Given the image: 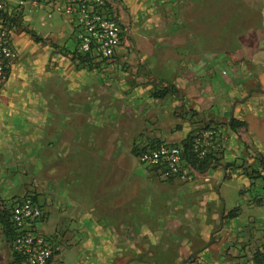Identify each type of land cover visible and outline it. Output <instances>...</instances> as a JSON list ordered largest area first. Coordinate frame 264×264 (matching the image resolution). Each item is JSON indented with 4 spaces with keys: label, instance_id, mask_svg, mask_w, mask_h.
<instances>
[{
    "label": "rangeland",
    "instance_id": "rangeland-1",
    "mask_svg": "<svg viewBox=\"0 0 264 264\" xmlns=\"http://www.w3.org/2000/svg\"><path fill=\"white\" fill-rule=\"evenodd\" d=\"M141 1L146 2L141 3V9L128 6L119 12L123 41L118 55L110 60L92 57V71L77 70L76 63L64 57L79 53L71 18H48V12L42 9L29 13L24 28L44 43H36L22 28H16L18 58L13 63L10 87L0 103V201L10 204L30 195L46 205L53 183L56 187L59 184L63 192L70 178H56L58 152L51 147V131L52 126H67L76 115H85L81 123L84 127L75 130L76 137L88 135L96 143L106 142L107 156L120 150L123 162L135 164L144 172L132 156V149L172 134V118L184 113L177 90L169 93L172 84L188 86L198 81L194 64H200V56L203 67L209 68L210 59L221 50L236 47L238 37L258 17L256 0ZM113 12L106 10L112 16ZM209 72L204 69L203 81L210 79ZM162 90L167 92L164 99L168 98L156 101L163 99H154L153 92ZM178 101V107L169 111ZM156 112L159 119H155ZM212 135L206 133L198 140L203 145L211 144L206 152H212L216 159L208 171L220 174L216 177L221 198L217 210L199 206L193 199L184 207L166 205L168 218L148 221L156 228H166L163 235H153L162 238L159 244L164 249L157 245L151 251H124L122 260L118 252H110L104 259L99 251L92 262L253 264L255 253L264 256V198L260 201L257 197H264V192L252 173L258 171L253 152L226 127L217 128ZM160 142L182 143L166 139ZM147 173L150 179L162 183L157 175ZM206 173L196 172L192 181L177 187L204 179ZM176 191H171L172 197ZM155 208L159 210L157 205ZM234 208L237 217L229 219L227 214ZM40 227L38 232L51 244L53 264H59L57 256L64 241L52 238L57 231L53 227L50 232ZM67 232L62 237L69 243ZM3 249L8 256L10 251L2 244Z\"/></svg>",
    "mask_w": 264,
    "mask_h": 264
},
{
    "label": "crops",
    "instance_id": "crops-1",
    "mask_svg": "<svg viewBox=\"0 0 264 264\" xmlns=\"http://www.w3.org/2000/svg\"><path fill=\"white\" fill-rule=\"evenodd\" d=\"M106 1L110 2L111 10L120 11L128 6L135 10L143 7L141 3L146 5L141 0ZM256 1L257 22L246 27L236 40V47L221 50L210 59L209 68L203 67L200 56V64H194L195 77H200L198 81L188 86L172 84L182 99L184 113L172 118V134L158 136V141L182 142L203 123L227 124L233 118L246 124L245 131L236 133L242 144L264 155V0ZM204 69L210 70L209 80L203 81ZM167 98L156 101L164 102ZM178 105L179 101L175 102L169 111L173 112ZM76 116L67 126H52L51 131V147L58 152L56 178L66 176L69 182L63 192L59 191V184L56 187L53 183L49 198L46 196L48 202L40 203L44 211L40 228L50 232L53 227L57 231L52 238L64 241L62 252L57 256L59 264H101L98 260L91 261L99 251L103 252L104 259L110 252H118V259L122 260L124 251H151L157 245L164 249L159 244L162 238L153 235H163L166 228H156L148 221L168 218L165 214L168 205L183 204L184 207L193 199L199 206L204 204L214 212L217 210L221 199L220 182L216 180L219 173L208 171L204 179L181 188L177 187L180 184L177 181L158 183L148 177V170L141 172L135 164L123 162L120 150L115 149L107 156L106 142L96 143L88 135L76 137L75 130L84 127L81 123L85 115ZM155 119H159L157 112ZM176 189L172 197L171 191ZM65 231H68L65 235L71 236L69 243L62 237Z\"/></svg>",
    "mask_w": 264,
    "mask_h": 264
},
{
    "label": "built area",
    "instance_id": "built-area-1",
    "mask_svg": "<svg viewBox=\"0 0 264 264\" xmlns=\"http://www.w3.org/2000/svg\"><path fill=\"white\" fill-rule=\"evenodd\" d=\"M40 9L48 12V18L63 15L73 20L81 55L110 60L121 49L123 40L119 23L115 15L106 13L104 0H0V12L4 14L0 18V103L10 81L13 63L18 58L14 41L16 25H24L28 14ZM210 146L197 140L194 150L202 158ZM136 159L161 181L188 183L196 174L185 162L178 145H147ZM4 205L9 208V218L17 232L13 249L22 257L21 264H53L51 244L38 232L44 218L40 203L27 195Z\"/></svg>",
    "mask_w": 264,
    "mask_h": 264
},
{
    "label": "trees",
    "instance_id": "trees-1",
    "mask_svg": "<svg viewBox=\"0 0 264 264\" xmlns=\"http://www.w3.org/2000/svg\"><path fill=\"white\" fill-rule=\"evenodd\" d=\"M111 1V0H110ZM108 2V3H107ZM105 7L107 9H111L110 2L104 0ZM115 11L114 15L116 19L119 17L120 10L114 9ZM124 11V10H121ZM4 14L0 12V18L3 17ZM16 28H22V31L26 34L30 35L32 38L35 39L36 43H44L43 40L37 38V36L29 32L26 28H24V25L18 24L16 25ZM123 40V39H122ZM64 57H70L69 59L76 63V69L77 70H85V71H92L94 69L93 60L91 57L87 55H81L77 52H73L69 54V56L64 55ZM167 92L165 90H162L160 92L156 91L153 92L152 97L154 99H164V97L167 95ZM172 94L176 93L175 88H171ZM226 127L233 133H238L239 131H245L246 130V124L243 122H240L236 119L231 118L227 124L216 122H208L203 123L200 127L195 128L191 132L188 133L187 137L182 141L180 147L183 151V158L185 162L191 166L197 173L204 174L210 168L213 166V164L216 162V159L214 158V154L212 152H206L205 155L202 158H199L197 156V153L194 150L195 142L200 139L203 135L206 133H215L217 128L220 127ZM162 144V142L158 140H152L148 146H158ZM147 146V145H146ZM146 146L139 148L138 146L134 147L132 149V156L137 158L139 152L141 149L146 148ZM247 149L253 152V155L256 159V163L258 164V173L252 172L255 174L254 179H258L260 183L262 184V190L264 192V157L255 151L252 146L245 145ZM257 181V182H258ZM259 200H263V196L258 195ZM5 203L0 201V264H21L22 257L17 254L13 249V242L16 239L17 232L13 228L10 218H9V208L4 205ZM238 210L236 208L232 209L228 214L227 217L229 219H235L237 217ZM5 246L10 253L8 256L4 255V249L1 251V246ZM253 264H264V256L261 253H255L253 256Z\"/></svg>",
    "mask_w": 264,
    "mask_h": 264
}]
</instances>
